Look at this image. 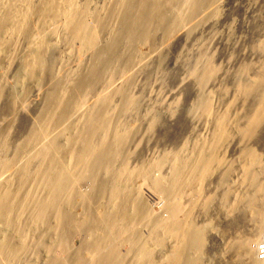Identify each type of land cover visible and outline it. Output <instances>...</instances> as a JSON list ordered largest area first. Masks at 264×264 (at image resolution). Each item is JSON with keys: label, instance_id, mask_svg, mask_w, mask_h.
I'll use <instances>...</instances> for the list:
<instances>
[{"label": "bare ground", "instance_id": "6f19581e", "mask_svg": "<svg viewBox=\"0 0 264 264\" xmlns=\"http://www.w3.org/2000/svg\"><path fill=\"white\" fill-rule=\"evenodd\" d=\"M215 1L217 4V0H103L102 3L97 0H0V103L8 94L7 102L11 108L8 114L18 115V108L21 109L19 106L25 104L29 89L39 86L46 72L56 90L64 91L70 86L83 87L96 82L110 84L121 55L126 46L130 48L133 42L131 55H126L129 57L127 63L124 67L119 66L118 71L125 75L126 71L139 65L140 49L135 44L138 40L149 39L154 26L160 24L164 12L171 15L170 27L173 30L203 5L207 10L212 8ZM88 54L92 56V60L86 61L87 64L83 67L80 61V67H73L74 69L64 63L65 59L74 55ZM69 59L68 65L71 62ZM11 68L15 69L16 74L10 79L8 71ZM211 75L212 68L207 66L200 73L201 82H207ZM255 85L264 89V79ZM58 94L51 92V97L56 98ZM262 96L254 112V120L251 119L246 127L249 133H255L261 123L259 120L264 119H260V114L264 113V93ZM64 97V93L59 94L57 105L44 110L40 120L31 128L28 140L15 156L8 157V149L0 150V264H157L152 259L154 254L140 233V228L137 230V226H134L141 220L146 223L151 220L152 231L155 229L162 234L164 230L165 234L177 238L176 245L169 253L171 264H200L196 251L204 246L201 227L198 228L193 223L190 225L187 214L192 212L181 210L173 198L178 197L183 186L193 185L194 180H189L191 177L204 174V178H207L215 169V164L221 161L216 150H204L200 146L196 148L202 150L198 152V156H179L173 160L174 176L168 181V197H164L165 210L161 215H152L148 203H141L140 187L135 183L137 177L146 182L144 166L131 171L122 167L115 175L125 177L117 176V181L113 182L111 179L108 183L109 172L113 174L116 169L113 168L115 164L112 161L119 159L125 163L124 146L129 136L125 129L124 132L119 131L117 126L113 129L114 117L111 115L114 111L108 106L109 95L97 96L94 105L85 111L78 109V99L66 102ZM130 100L131 97L125 98L126 103L122 108L124 112L132 104L133 101ZM208 100L210 98L206 97L200 104V107L205 105L206 112L209 111ZM65 103L66 107L62 109ZM80 119H85V122H80L82 126L79 124ZM58 123L65 125L62 127ZM70 128L73 135L71 140L68 139L71 135L67 136ZM215 142L212 143L213 148L217 144ZM245 153L251 163L262 166L261 173L252 176L256 183L254 198H257L255 203L253 200L251 208L253 232L249 236H241L234 245L248 257V264H264V259L258 258L256 251L258 240L264 235V161H261L262 157L255 150L247 149ZM250 167L247 168L249 173ZM102 171L106 174L103 175ZM85 176L95 181L93 185L97 188L91 194H82L77 189L78 182ZM106 188L109 189L112 200L106 203L108 207L103 212L104 215L98 214L96 209L90 211L94 209L91 208V201L96 199L94 197L102 200L106 197ZM177 197L175 202H180ZM75 203L87 210L84 212L85 217L82 216V223L78 222L86 226V229L77 232L84 230L86 241L83 247L89 255L77 250L74 256L69 257L71 253L68 254L67 237L71 230L68 229L79 227L68 211ZM50 220H57L58 224L51 225ZM25 225H29L28 228L30 225L43 226L44 233L52 229L50 233L54 234V240H49L52 247L67 251L68 260L65 257L58 260L60 257L55 255L56 258L50 251L43 254L46 256L43 262L40 259L34 260L38 262L30 261L34 255L30 253V249L32 252L34 245L30 244V234L27 235ZM158 232L152 234L159 237L154 242L161 240ZM39 236L41 238L43 234ZM124 239H129L133 247L122 253L119 243ZM253 243L256 245L252 247ZM188 248L194 250L190 262H186L188 257L185 251ZM187 255L191 256V253ZM167 262L165 264L169 263Z\"/></svg>", "mask_w": 264, "mask_h": 264}, {"label": "rangeland", "instance_id": "374dc122", "mask_svg": "<svg viewBox=\"0 0 264 264\" xmlns=\"http://www.w3.org/2000/svg\"><path fill=\"white\" fill-rule=\"evenodd\" d=\"M102 1L97 0L99 3ZM217 4L215 1L209 11L203 5L202 10L200 8L191 15L192 17L186 19L185 23L173 30L170 27L171 15L164 12L160 24L154 26L149 39L138 40L135 44L140 49V63L138 62L140 66L136 65L135 69H130L132 72L128 70L125 75L118 71L119 66L124 67L127 63L129 57L126 55H131L133 42L130 48L126 46L124 55L120 57L119 66L116 67L114 74L112 73L113 84L96 82L83 87L74 85L65 88L67 90L64 92L63 89L56 90L46 72L41 86L29 89L25 96V104L23 103V107L19 106L21 109L18 108V115L14 116L8 114L11 108L7 102L9 96L6 94L0 103V150L8 149V157L15 156L16 152L22 149V144L28 140L31 128L40 120L44 110L57 105L59 94L64 93L66 102L78 99L80 111L91 108L97 96L108 94L110 102L108 106L114 111H110L114 115H111L114 117L113 129L117 126L119 131L125 129L129 135L124 146L125 163L119 159L112 161L115 164L113 168L116 169L113 170V174L109 172L108 183L111 179L113 182L117 181V176L125 177L115 175L122 167L131 171L144 166L147 173L146 182L141 177L135 179V183L140 187L141 203H148L152 215H161L165 210L164 197H168V181L174 176L173 160L179 156L189 157L192 154L198 156V152L202 150L196 148L200 146L204 150H216L221 161L215 164V169L207 178H204V174L197 175L196 178L191 177L189 180H194L192 181L194 186L192 184L183 186L184 189L180 191L178 197L176 196L180 202H175L176 197L173 201L181 210L192 212L187 214L188 222L191 221L190 225L193 223L198 228L201 227L204 246L196 251L200 264H248V257L235 246V243L241 236L243 238L253 232L251 208L257 198H254L256 183L252 176L261 173L262 166L251 163L245 152L247 149L255 150L257 155L262 157L261 161H264V119H261L264 113L260 114L261 123L255 129V133H249L246 129L249 121L254 120V112L264 93L262 87H255V83L264 79V0H217ZM88 55H74L71 58L75 59L67 58L64 63L71 69L80 67L81 64L83 67L92 60V56ZM68 59L71 61L70 65ZM207 66L212 68V75L205 83L201 82L199 76ZM127 73L129 75H126ZM15 74V69L11 68L8 71V78L11 79ZM54 91L59 93L56 98L51 97V92ZM127 96L131 97L133 102L130 100L132 104L124 112L122 108ZM206 97L210 98L208 112L204 110L205 105L200 107ZM65 107L66 103L62 109ZM81 121L85 122V119H80L79 124ZM58 125L63 127L65 123ZM220 130L223 131L221 134ZM69 131L71 128L68 130L69 135H66H71L68 138L71 140L73 135L72 131ZM214 141L217 144L215 142L213 148ZM248 167L254 172L250 170L249 173ZM102 173L106 174L105 171ZM86 178L78 182L77 189L82 194H91L97 187H94L95 181L90 179L91 177ZM106 191L108 193L103 200L94 197L96 199L91 201L93 206L91 208L94 209L90 211L96 209L99 211L98 214L104 215L103 212H106L108 207L106 203L112 200L109 189L106 188ZM99 204L101 206H97ZM68 211L76 219L75 224L82 223V216L85 217L84 212H87L84 206L77 203L71 205ZM53 221L50 220L49 223L58 224L57 220ZM148 221L147 223L144 220L138 221L134 226H137V230L140 228V233L147 240L146 244L154 254L152 255L154 262L165 264L168 260L167 263L171 264L169 253L176 245L177 238L165 234L164 230L162 234L155 229L152 231L151 220ZM78 226L81 229L79 227L68 229L71 230L67 237L68 254L71 253L69 257L74 256L77 250L89 255L88 251L85 253L83 247L86 241L84 230L80 232L86 229V226L81 224ZM28 227L29 225L24 226L27 235L30 234L28 237L31 246L34 245L32 252L30 249V253L34 254L30 261L38 262L34 260L40 259L43 262L46 258L44 253L48 254L50 251V254L60 257L55 256L58 260L62 257L68 260L67 251L52 247L51 241L54 240V234L50 233L52 229H49L51 231L47 234L48 232H43L45 229L43 226ZM77 230H80V233ZM155 231L160 234L161 240L154 242L159 238L152 235ZM41 234L43 236L40 238ZM119 244L122 253L130 251L133 247L129 239H124ZM40 245H44L45 248ZM255 245L256 243H253L252 247ZM190 253L191 256L187 255ZM192 253L194 250L186 249L185 254L188 257L186 262L192 261Z\"/></svg>", "mask_w": 264, "mask_h": 264}, {"label": "built area", "instance_id": "2783aa9c", "mask_svg": "<svg viewBox=\"0 0 264 264\" xmlns=\"http://www.w3.org/2000/svg\"><path fill=\"white\" fill-rule=\"evenodd\" d=\"M256 251L258 258L264 259V235L262 236V239L259 241V244L256 245Z\"/></svg>", "mask_w": 264, "mask_h": 264}]
</instances>
